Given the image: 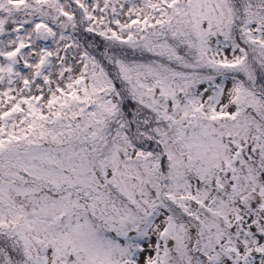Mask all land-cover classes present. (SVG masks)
I'll return each instance as SVG.
<instances>
[{"label": "snow or ice", "instance_id": "snow-or-ice-1", "mask_svg": "<svg viewBox=\"0 0 264 264\" xmlns=\"http://www.w3.org/2000/svg\"><path fill=\"white\" fill-rule=\"evenodd\" d=\"M0 264H264V0H0Z\"/></svg>", "mask_w": 264, "mask_h": 264}]
</instances>
